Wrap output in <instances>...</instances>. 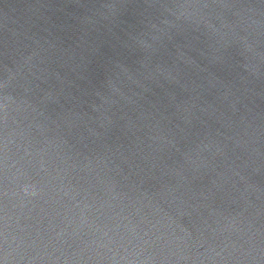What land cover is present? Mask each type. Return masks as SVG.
I'll return each instance as SVG.
<instances>
[{
    "label": "water",
    "instance_id": "water-1",
    "mask_svg": "<svg viewBox=\"0 0 264 264\" xmlns=\"http://www.w3.org/2000/svg\"><path fill=\"white\" fill-rule=\"evenodd\" d=\"M0 264H264V0H0Z\"/></svg>",
    "mask_w": 264,
    "mask_h": 264
}]
</instances>
